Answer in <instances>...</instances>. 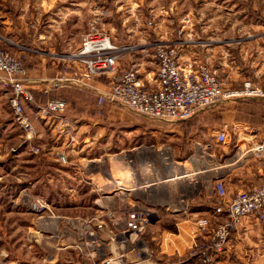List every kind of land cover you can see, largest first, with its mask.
<instances>
[{"label": "rangeland", "instance_id": "rangeland-1", "mask_svg": "<svg viewBox=\"0 0 264 264\" xmlns=\"http://www.w3.org/2000/svg\"><path fill=\"white\" fill-rule=\"evenodd\" d=\"M133 3L132 0H55L50 6L46 0L47 5L42 7V11L48 14L39 13L41 24L35 28L36 31L31 29L27 33L29 37L25 39L29 41L20 42L24 47L12 55L20 56L23 62L26 61L37 71L32 73L36 75L32 81L36 80L39 89L46 92L48 88L45 86H49V81L58 73L65 69L68 72L80 69L81 65L71 56L80 48L82 38L89 34L109 36L115 45L124 49L120 53L117 72L126 71L127 68H120V61L139 53V50L148 60V67L156 71L155 44L160 43L161 36L166 33L173 39V33L181 32V28L177 29L180 25L188 31L197 27L204 37L211 32L204 27L214 18L232 23L235 25L232 29L239 22L264 23L261 11L264 0H145L139 7ZM27 9L32 11L31 6ZM185 18L190 21L186 23ZM231 32L232 37H236L238 29ZM41 33L44 34L43 44L31 45L32 36ZM45 67L57 74L39 82ZM60 67L63 70L57 71ZM50 74L47 73L48 76ZM110 79L111 74L101 75L94 78L91 84L107 90ZM70 87L75 89H68L70 104L66 105L67 110L60 117L46 119L37 116L48 141L45 135L42 138L36 136L32 120L30 123L34 130L29 138L15 124L8 104L10 94L0 89V249L5 264H89L75 248L76 243H81L78 236H67L63 231L69 230L73 220L84 226L91 223L85 222L86 218L100 213L97 206L101 196H104L105 185L109 187L107 192L112 193V184L102 179L108 176L107 169L117 165L119 169H162L159 167L160 159H169L168 148L173 143L172 138H176L169 135L170 132L166 135L154 132L158 129L148 128L147 122L142 120L146 117L110 103L103 109L92 97L79 95L84 88ZM25 111L28 116L27 107ZM129 120L145 123L147 130L142 137L140 131L137 132L139 134L125 133V129L130 127L127 123H133ZM80 124H84V128L80 129L84 132L77 137ZM83 138H87V145L79 150V141ZM130 141L141 144L139 147L142 149L136 155L133 154L130 159H127L126 153H119L118 157H115L117 154L110 156L112 148L116 147L115 142L125 147ZM58 155H64L66 162L58 160ZM145 160L148 163L142 165L141 161ZM39 206L42 208L38 210ZM108 213L113 212L106 209L102 214ZM246 227L248 230L240 232L239 238H230V243L223 244L230 249L229 257L224 259L227 260L225 264H264V224L252 222L249 225L246 221ZM234 241L235 248L230 246ZM103 253L101 249L99 254L102 257L113 256L111 250L106 251V255ZM206 257V264H210V255ZM55 259L57 261L53 262Z\"/></svg>", "mask_w": 264, "mask_h": 264}, {"label": "crops", "instance_id": "crops-1", "mask_svg": "<svg viewBox=\"0 0 264 264\" xmlns=\"http://www.w3.org/2000/svg\"><path fill=\"white\" fill-rule=\"evenodd\" d=\"M47 1L50 6L55 2V0ZM144 1L132 0L136 7L142 6ZM45 2L46 0H36L33 3L29 0L27 3L23 0H0V49L10 54L22 50L24 44L20 42L29 41L28 38L25 39L26 36L29 37L27 33L32 31L31 29H37L38 24H41L39 20L42 16L39 13L43 12L42 7L47 5ZM30 6L32 11L29 12L27 7ZM223 10H225L224 7ZM242 11L245 12V10ZM261 11L264 13V7ZM43 13L48 14L45 11ZM221 20L223 19L214 18L207 24L209 27L204 28H209L211 32L204 37L197 27L188 31L180 25L177 28H181L180 33H173V39L166 33L161 36L160 43L179 46L181 65H185L186 62L207 64L216 71L226 90H237L249 80L264 90V23L239 22L232 29L235 25L225 19L223 22H220ZM31 23H34V28L29 27ZM235 28L238 29V33L236 37H232L231 31L234 32ZM43 38V33L33 35L30 44L35 46L43 44ZM140 52L142 50L120 61V68L128 69L132 64H137L141 79L148 85L147 79H151L155 71L148 67V60ZM36 72L35 69L27 71L31 89L40 88L36 80L32 81L36 78V75L32 73ZM51 72L53 69L45 67L44 75L39 82L57 74L56 71ZM47 73H51V76ZM39 108L36 105L27 107L28 116L36 128V136L42 138L45 135L48 141V136L44 128L39 126L40 121L37 119L36 114ZM196 116L197 123L193 119ZM142 120L147 122L148 128L158 129L154 132L165 135L170 132L169 135L176 137L172 138L173 143L168 148L169 159L166 157L160 159L159 167L162 169L134 167L119 169L118 165L107 169L108 176L102 179L112 184V190H110L112 193L107 192L109 187L105 185L104 196H101L98 210L96 209L100 213H93L88 217L89 219L86 218L85 222H91L88 223L89 225L82 226L80 222L73 220L69 230L63 233L67 236L71 234L78 236L79 240V235L84 233L86 228L92 229L104 241L103 254L106 255L108 250H111L112 255L123 253V264H197L202 259L200 254L204 251L207 253L206 256L210 255V264H225L227 260L224 261V259L230 255V249H226L231 241L230 238L234 240L239 238L240 232L248 230L246 221H249V225L254 221L252 218L244 220L242 225L233 231L222 249L213 248L210 242L211 233L224 219L214 213L218 203L215 184L218 181L221 182L227 197H232L238 191L250 190L263 182L261 169L264 162L245 154L244 151L249 146L264 140V99H231L216 104L182 123ZM129 122L133 123H127V126L131 128L125 129V133L139 134L137 132L140 131V137H142L147 130L145 123L141 120H129ZM83 125H78L79 130L84 128ZM224 125L230 129V139L227 143L220 144L216 140V134ZM79 130L77 137L84 132ZM39 140L42 139L37 141ZM86 140L87 138H83L79 141V150L86 148ZM127 143V146L120 147L119 143L115 142L116 147L112 148L110 156L117 154L115 157H118L121 153H126L127 159H130V156L136 155L137 151L142 149L139 147L141 144L137 142ZM147 163L146 160L141 161L142 165ZM131 208L152 213L151 224L137 239L132 237L131 242L126 246L108 243L112 233L119 234L125 231L124 212ZM106 209L114 213L113 220L102 216ZM101 216L107 228L96 227L97 222L93 219L101 218ZM65 220L69 221V219ZM201 220L208 222L206 231L199 226ZM230 246L235 248V241L231 242ZM216 252H218L217 255H215ZM1 255L0 249V264H5L4 256L1 257ZM56 261L57 259L53 260V262Z\"/></svg>", "mask_w": 264, "mask_h": 264}, {"label": "built area", "instance_id": "built-area-1", "mask_svg": "<svg viewBox=\"0 0 264 264\" xmlns=\"http://www.w3.org/2000/svg\"><path fill=\"white\" fill-rule=\"evenodd\" d=\"M185 20L186 23L190 21L186 18ZM34 27V24H30V28ZM122 51L124 49L115 45L109 36L97 33L86 35L82 38L78 51L71 56L81 65L80 69L73 72L65 69L58 73L49 81L46 92L49 89L76 85L96 93L99 104L108 102L142 115L146 119L166 123L186 121L216 104L231 99H264V90L255 86L250 80L245 81L237 90H226L216 71L205 63L186 62L185 65H181L179 46L174 44H155L153 55L156 71L151 79H147V85L140 77L137 64H132L126 71L117 72ZM105 74H111L110 86L107 90L91 84L94 78ZM0 87L9 92V106L13 112L14 122L27 133L29 138L34 130L25 111L26 107L34 105L29 79L23 68L22 58L2 49H0ZM65 110L66 102L56 99L40 107L37 116L46 119L58 118ZM229 139L230 129L224 125L217 131L216 140L224 144ZM244 152L264 162V140L249 146ZM58 160L66 162L64 155H58ZM261 173L264 178V165ZM215 192L218 203L214 213L224 219L211 233L210 242L213 248L219 250L246 218L264 224V180L260 185L250 190L238 191L232 197H227L224 185L218 181L215 184ZM40 208L42 207L39 206L38 210ZM113 215L114 213H108L102 216L113 220ZM124 215L125 231L119 234L112 233L108 243L126 246L131 242L132 237L137 239L151 224L152 213L146 210L131 208L125 211ZM102 216L93 219L97 222L98 229L106 227ZM207 224V220L199 222L203 231H206ZM78 241L81 243H76L75 248L79 251V256L89 261V264H123V253H116L112 257L107 255L102 257L99 254L101 249L103 250L104 241L94 231L86 228L85 232L79 235ZM84 249H87V252H84ZM200 255L202 259L199 264H206V252Z\"/></svg>", "mask_w": 264, "mask_h": 264}, {"label": "trees", "instance_id": "trees-1", "mask_svg": "<svg viewBox=\"0 0 264 264\" xmlns=\"http://www.w3.org/2000/svg\"><path fill=\"white\" fill-rule=\"evenodd\" d=\"M22 65H23V68H25L26 72L28 70L33 69L32 67H30V65L27 64L26 61H24V62L22 61ZM60 70H63V67L62 68L60 67L57 69V71H60ZM68 89L73 90L75 88L70 87V86H66V87H62V88H58V89H49L47 92H42L39 88H32V89L30 88V91H31L33 98H34V105L43 107V106H46L50 101L56 100V99L64 100L66 102V105L70 104L71 93ZM81 91H82V93H79V95H85L87 97L88 96L92 97L93 99H95V103L98 104L99 106L103 107V109H104V107L108 106L109 103H106V102L99 104V99H98V96L96 94H92V92H90L86 89L81 90ZM77 102H80V101H77ZM67 107L68 106H66V110H67ZM193 119H194V122H196L197 117H194ZM182 122H185V121H181V123Z\"/></svg>", "mask_w": 264, "mask_h": 264}]
</instances>
